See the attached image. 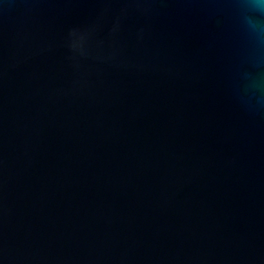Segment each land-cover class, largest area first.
I'll use <instances>...</instances> for the list:
<instances>
[{"label": "water", "instance_id": "95a60500", "mask_svg": "<svg viewBox=\"0 0 264 264\" xmlns=\"http://www.w3.org/2000/svg\"><path fill=\"white\" fill-rule=\"evenodd\" d=\"M0 264H264V8L0 0Z\"/></svg>", "mask_w": 264, "mask_h": 264}, {"label": "clouds", "instance_id": "9594fccd", "mask_svg": "<svg viewBox=\"0 0 264 264\" xmlns=\"http://www.w3.org/2000/svg\"><path fill=\"white\" fill-rule=\"evenodd\" d=\"M255 4L261 8H264V0H255Z\"/></svg>", "mask_w": 264, "mask_h": 264}]
</instances>
